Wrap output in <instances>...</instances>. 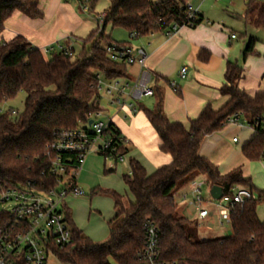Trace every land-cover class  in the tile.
Returning a JSON list of instances; mask_svg holds the SVG:
<instances>
[{
  "label": "trees",
  "instance_id": "16d2710c",
  "mask_svg": "<svg viewBox=\"0 0 264 264\" xmlns=\"http://www.w3.org/2000/svg\"><path fill=\"white\" fill-rule=\"evenodd\" d=\"M83 0H77L80 3ZM99 0H89V14H95ZM41 0H0V105L24 94V110H0V190L15 185H31L49 190L56 187L50 174L56 156L47 151L62 132L83 128L91 117L100 112V83L128 76L126 64L112 62L106 47L115 42L106 28L121 29L139 37L150 32L178 27L196 28L202 22L198 14L189 20L183 0H112L106 13L102 32L92 31L79 40L81 53L67 55L54 50L43 54L24 37L11 41L2 39L6 21L14 12L32 20L43 17ZM255 26L264 30V3L259 6ZM255 39H251L244 54L254 53ZM65 47L64 45H60ZM67 48V46H66ZM205 52V51H204ZM201 53V59L206 56ZM47 57H49L47 59ZM243 68L228 63L226 84L221 94L228 98L219 110L207 106L189 128L168 120L163 110V95L153 76L156 106L144 113L157 133L160 150L171 157V163L148 174L135 159H130V172L123 176L132 200L113 192L114 217L108 221L109 239L97 243L84 235L73 220L70 210L66 216L72 229V243L57 252L67 264H145L141 253L145 247V226L153 224L159 234L162 262L168 264H264V223L257 209L264 202V192L256 189L241 168L222 175L216 165L199 155L203 140L223 131L233 123L251 127L256 135L243 147L242 153L250 162L264 160V92L249 96L238 88ZM153 75V74H152ZM141 111V107H140ZM109 134L121 135L111 123ZM126 152V149H120ZM66 157H63L65 159ZM65 161V160H64ZM204 177L210 188H222L223 197H233L234 190H248L253 198L243 205L232 206L230 225L232 235L193 241L190 221L179 217L175 193L179 185L190 179ZM191 181V182H192ZM0 212V227L8 220Z\"/></svg>",
  "mask_w": 264,
  "mask_h": 264
},
{
  "label": "crops",
  "instance_id": "0c3cea01",
  "mask_svg": "<svg viewBox=\"0 0 264 264\" xmlns=\"http://www.w3.org/2000/svg\"><path fill=\"white\" fill-rule=\"evenodd\" d=\"M111 1L99 0L95 14H106ZM183 1L198 10L203 19L198 27L184 26L170 35L167 34L169 30L150 32L147 36L131 39L128 44L146 53L147 68L159 79L157 87L163 95V110L168 120L188 129L190 122L197 120L207 106L219 110L227 103L228 98L222 96L221 89L226 84L228 63L243 68V78L238 83L241 91L249 96L264 92V30L255 26L257 13L250 19L235 0L228 1L227 10L220 4L205 10L206 0ZM258 3L263 4L264 0ZM40 9L43 17L39 20L14 12L5 23L2 39L11 41L22 36L45 54L44 50L49 46L64 45L75 49L79 40L97 29L94 17L90 16L91 22L83 20L84 14L77 0H41ZM229 12L235 17L226 16ZM251 39L256 40L254 53L245 58L244 46L248 47ZM203 52L206 61L201 59ZM182 68L188 70L184 80L179 77ZM137 71L136 67L133 74V67H128V76L133 78ZM170 83H176L178 94L172 91ZM107 103V99L104 102L100 100V107L107 108ZM155 106L156 98L152 97L140 102L141 111L132 118H126L123 113L116 115L111 108L103 115L128 140L129 163L130 159L137 160L148 174L172 161L169 155L161 152L160 139L144 113V110H152ZM255 135L247 125L230 124L223 131L207 136L200 145L199 155L216 165L222 175L241 168L244 177L250 178L253 186L264 192V160L253 163L242 153L243 147ZM93 156L96 157L90 155L88 158ZM71 199L75 197L67 200L68 209ZM257 216L264 223V202L258 207Z\"/></svg>",
  "mask_w": 264,
  "mask_h": 264
},
{
  "label": "built area",
  "instance_id": "2783aa9c",
  "mask_svg": "<svg viewBox=\"0 0 264 264\" xmlns=\"http://www.w3.org/2000/svg\"><path fill=\"white\" fill-rule=\"evenodd\" d=\"M80 8L85 15L91 16L89 0H83ZM186 8L188 19L195 20L198 10L191 4H186ZM105 18L106 14L94 16L97 29L101 32ZM180 28L174 25L167 34H173ZM138 37L136 32L130 35L131 39ZM54 50L67 55L73 54L72 48L60 45L49 46L44 53L49 54ZM106 54L112 62L126 64L128 67L137 66L136 75L133 78L127 76L107 82L98 76L100 92L104 85L107 108L100 107V112L91 117V126L88 124L83 128L62 132L46 147L49 153L56 156L50 169L51 176L56 180L55 188L44 190L29 184L0 190V212L9 218L0 227V264H67L60 260L57 252L64 251L72 243V229L66 216L67 200L70 197L86 196L79 186V176L87 158L90 155L102 156L112 169L115 168L114 165L126 161L129 142L122 135L108 133L112 122L104 121L103 115L111 108L116 111V115L123 113L126 118L136 116L140 112V102L154 97L153 75L147 68V55L142 49L111 43L106 47ZM187 71V68L180 70V79H186ZM170 87L174 93L180 92L176 83H170ZM121 147L126 152H121ZM203 185V182L194 180L190 184L191 191L181 196L185 205L198 212L200 221H206L210 215L204 207ZM251 198L253 196L248 190L237 188L233 197L219 200L220 208L225 211L220 217L219 227L230 225L232 206L243 205ZM145 235L141 260L145 264H168L161 261L159 234L153 224H146Z\"/></svg>",
  "mask_w": 264,
  "mask_h": 264
},
{
  "label": "rangeland",
  "instance_id": "374dc122",
  "mask_svg": "<svg viewBox=\"0 0 264 264\" xmlns=\"http://www.w3.org/2000/svg\"><path fill=\"white\" fill-rule=\"evenodd\" d=\"M229 0H221L217 3L216 0H206L204 9L212 8L214 5L223 6L225 10L229 8ZM238 7L245 10V15L250 19L258 12V3L261 0H235ZM249 2V3H248ZM205 9V10H206ZM82 12V11H81ZM82 14H84L82 12ZM226 16L235 17L230 12ZM93 17V16H91ZM88 15H83V20L92 21ZM106 34L111 36L115 42H131L130 35L121 29L113 30L111 26L106 28ZM244 46V50L246 49ZM82 45L79 42L75 48L76 55L81 53ZM49 57H47L48 59ZM133 67V73L135 68ZM105 82H107L105 80ZM101 100L104 102L107 96L104 92V85H102ZM24 94H19L17 98L11 102L0 105V110L4 113L9 109L17 112L24 110ZM123 119L122 114L119 115ZM104 121H109V118L103 116ZM259 161L253 162L257 163ZM115 168L110 167V163L106 162L102 156L90 157L86 161L85 167L79 176V186L85 192L86 196L71 199L68 201L69 210L75 226L81 230L85 236L97 243L106 242L109 239L108 221L114 216V202L111 196L104 194L106 191H113L125 197V201L132 200V196L124 183L123 176L129 174V159L128 155L126 161L114 165ZM199 182H203L202 197L204 200V207L211 212V217L206 221L198 220V212L194 208L188 207L182 201L183 193L191 191L190 179H187L179 185V189L175 193V199L178 204L177 215L185 217L190 221L189 231L193 241H201L204 239L220 238L232 235V226L226 225L219 227L220 217L225 211L220 208L221 203L215 201L211 196V188L206 183L204 177H198ZM260 204L259 206H261ZM223 206V205H222ZM225 206V205H224ZM114 264V263H113Z\"/></svg>",
  "mask_w": 264,
  "mask_h": 264
},
{
  "label": "water",
  "instance_id": "95a60500",
  "mask_svg": "<svg viewBox=\"0 0 264 264\" xmlns=\"http://www.w3.org/2000/svg\"><path fill=\"white\" fill-rule=\"evenodd\" d=\"M247 50V48L245 49V51ZM93 124V121L91 120L89 122V126H91ZM211 196L215 201H219L223 198V190L220 187H213L211 190Z\"/></svg>",
  "mask_w": 264,
  "mask_h": 264
}]
</instances>
